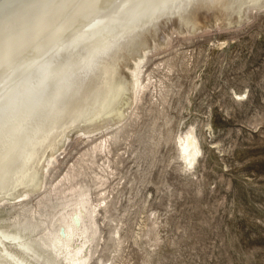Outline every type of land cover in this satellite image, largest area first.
<instances>
[{
	"label": "bare ground",
	"instance_id": "bare-ground-1",
	"mask_svg": "<svg viewBox=\"0 0 264 264\" xmlns=\"http://www.w3.org/2000/svg\"><path fill=\"white\" fill-rule=\"evenodd\" d=\"M261 10L264 0H157L123 10L115 0H0V85L16 106L11 124L5 112L0 135V264H89L101 246L96 214L102 207L111 216L109 194L101 188L93 198L77 166L97 164L103 173L93 170L95 186L113 173L107 160L91 157L111 152L153 83L149 61L175 33L236 29ZM217 43L225 48L229 40ZM77 135L79 143L91 140L82 159L55 174ZM199 140L195 123L175 136L188 169L203 154ZM146 216L136 242L149 231Z\"/></svg>",
	"mask_w": 264,
	"mask_h": 264
},
{
	"label": "rangeland",
	"instance_id": "rangeland-1",
	"mask_svg": "<svg viewBox=\"0 0 264 264\" xmlns=\"http://www.w3.org/2000/svg\"><path fill=\"white\" fill-rule=\"evenodd\" d=\"M221 39L229 45H218ZM146 68L153 83L109 158L98 151L91 157L107 160L113 173L95 186L93 170L103 173L97 164L77 166L93 198L101 188L109 194L111 216L102 207L96 214L101 246L89 264L107 256L111 264H264V10L236 29L175 33ZM189 123L203 149L191 169L174 141ZM76 137L55 174L82 159L91 140ZM143 214L149 231L141 230L136 242Z\"/></svg>",
	"mask_w": 264,
	"mask_h": 264
},
{
	"label": "snow or ice",
	"instance_id": "snow-or-ice-1",
	"mask_svg": "<svg viewBox=\"0 0 264 264\" xmlns=\"http://www.w3.org/2000/svg\"><path fill=\"white\" fill-rule=\"evenodd\" d=\"M156 2L157 0H115L119 10H123L125 8L132 9ZM5 112L8 114V123L11 124L16 112L15 102L11 97H9L7 100L5 99V94L2 91V85H0V135H3L4 132Z\"/></svg>",
	"mask_w": 264,
	"mask_h": 264
}]
</instances>
